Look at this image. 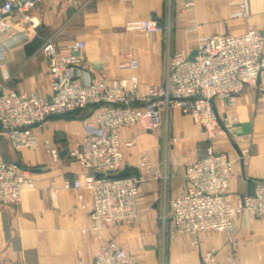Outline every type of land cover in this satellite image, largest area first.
<instances>
[{
  "label": "crops",
  "instance_id": "1",
  "mask_svg": "<svg viewBox=\"0 0 264 264\" xmlns=\"http://www.w3.org/2000/svg\"><path fill=\"white\" fill-rule=\"evenodd\" d=\"M43 8L37 28L17 14L7 19L10 28L0 37V93L50 98L48 63L41 52L47 40L59 54H67L76 41L84 42L82 64L72 70L80 84L127 78L129 73L118 64L126 55L134 56L139 62L136 91L144 101L149 88L164 85L169 55L189 58L200 39L240 36L249 28L264 36V0H46ZM151 12L162 16L168 30L146 35L127 28ZM213 108L225 131L215 138V148L232 165L228 191L236 198L251 195L257 185H264V78L245 87L233 105L214 100ZM86 114L48 120L35 150H15L0 130V160L28 169L34 181L32 189L22 191L17 207H0V264H91L97 249L107 243L128 252L133 264H161L162 250L163 264H204L201 256L207 252L214 253L213 264H264L263 223L248 212L235 219L231 236L199 234L198 249L186 234L161 235L163 210L186 187L184 168L200 160L205 141L193 118L176 108L168 111L158 131L146 132L139 125L120 130L121 140L132 142L122 148V170L127 167V175L144 177L137 219L132 225L91 231L89 193L81 192L83 207L74 191L62 189L64 179L83 181L90 172L65 155L51 162L41 145L43 139L50 140L61 153L79 143L82 121L92 119ZM146 150L150 170L144 172L138 164ZM51 183L55 196L48 192Z\"/></svg>",
  "mask_w": 264,
  "mask_h": 264
},
{
  "label": "built area",
  "instance_id": "2",
  "mask_svg": "<svg viewBox=\"0 0 264 264\" xmlns=\"http://www.w3.org/2000/svg\"><path fill=\"white\" fill-rule=\"evenodd\" d=\"M45 2L0 0V37L9 30L7 19L13 14L19 15L31 28L39 27ZM127 28L146 35L168 30L162 16L156 12H151L144 20L129 23ZM84 46L83 41H76L68 47L67 54H59L53 42L47 40L41 52L48 63L50 98L44 100L30 92L0 93V130L15 150H35L39 145L38 133L48 120L94 107L92 119L82 121L81 141L65 151L69 160L90 174L83 181L64 179L62 183V189L74 191L83 207L86 203L81 192L89 193L90 230L98 232L104 227L132 225L136 221L138 188L144 177L141 174L113 177L123 168L122 148L132 146L131 141L121 140L119 132L134 125L146 132L159 130L172 108L193 118L204 133L205 141L200 160L184 168L186 187L169 202L168 213L163 216L167 233L190 236L192 247L198 249L199 234L215 232L231 236L234 221L243 212L260 220L264 228V185H257L251 195L243 197L236 198L228 191L232 165L226 155L215 148V138L225 131L213 108L214 100L233 105L245 87L254 86L264 78V36L249 28L240 36L200 39L193 59L181 53L169 55L164 85L149 88L144 101L136 91L139 62L130 54L118 64L120 71L129 73L127 78L93 79L87 84L74 80L72 70L81 66L79 53ZM41 145L51 162L60 160L56 143L43 139ZM149 156L148 150L141 153L140 171L150 170ZM33 187L28 169L0 160V207H17L22 191ZM56 190L51 183L50 196H55ZM201 261L213 264L214 253L203 254ZM91 264L133 262L128 252L107 243L97 249Z\"/></svg>",
  "mask_w": 264,
  "mask_h": 264
},
{
  "label": "rangeland",
  "instance_id": "3",
  "mask_svg": "<svg viewBox=\"0 0 264 264\" xmlns=\"http://www.w3.org/2000/svg\"><path fill=\"white\" fill-rule=\"evenodd\" d=\"M164 123H166V121H164ZM164 125H166V124H164ZM156 131H158V130H156ZM165 178V177H164ZM168 213V209H167V207L165 206V208H164V210H163V214H162V219H161V224H162V227H161V235L163 236V237H165V235L167 234L166 233V231H167V222H165L164 223V225H163V216H165L166 214ZM163 248V247H162ZM164 256H165V251H163L162 250V254H161V256H160V261H161V264H163V258H164Z\"/></svg>",
  "mask_w": 264,
  "mask_h": 264
},
{
  "label": "trees",
  "instance_id": "4",
  "mask_svg": "<svg viewBox=\"0 0 264 264\" xmlns=\"http://www.w3.org/2000/svg\"><path fill=\"white\" fill-rule=\"evenodd\" d=\"M93 109H94V107H89V108H86L84 110L76 111V112H74L72 114H69L67 116H64L62 118H64V119H76V118L80 117V116H78V114L80 112H86L87 113L86 116H85V118H86V117L91 115Z\"/></svg>",
  "mask_w": 264,
  "mask_h": 264
},
{
  "label": "water",
  "instance_id": "5",
  "mask_svg": "<svg viewBox=\"0 0 264 264\" xmlns=\"http://www.w3.org/2000/svg\"><path fill=\"white\" fill-rule=\"evenodd\" d=\"M195 55V51L191 53V55L189 56V59H193ZM65 155V151H62L60 153V157H63ZM128 174V168L125 167L120 173H118L117 175L113 176L114 178H120V177H125ZM98 177L102 176V174H97Z\"/></svg>",
  "mask_w": 264,
  "mask_h": 264
}]
</instances>
